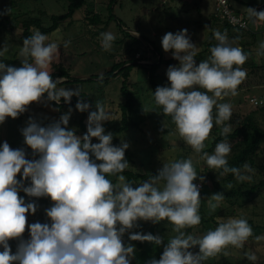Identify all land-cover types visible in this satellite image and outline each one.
<instances>
[{
	"label": "clouds",
	"instance_id": "obj_1",
	"mask_svg": "<svg viewBox=\"0 0 264 264\" xmlns=\"http://www.w3.org/2000/svg\"><path fill=\"white\" fill-rule=\"evenodd\" d=\"M247 10L253 22L264 20V9ZM213 35L217 43L210 46V55L199 63L195 60L198 47L187 28L161 37L163 50H171L178 64L167 67L170 83L156 87L154 101L210 169L220 170L221 176L232 173L237 181H251L252 165L245 162L239 167L230 166L231 144L227 140L217 142L211 153L202 151L214 123L223 125L221 135L230 131L224 122L231 117L232 105L224 97L236 95L237 86L247 75L240 66L248 59V53L230 43L226 32L213 30ZM62 39H50L36 29L23 39L19 67L0 59V124L6 117L16 118L24 113L33 101L43 99L58 105L61 98L69 103L74 95L82 97L79 88H58L57 83L64 77L54 80L50 74V64L58 55ZM115 39L111 31L99 34V42L106 50ZM68 43L63 40L65 46ZM8 51L9 44L5 43L0 47V57ZM257 54L264 55V40L260 41ZM89 108L87 101H76V110L84 112ZM71 114L69 107L59 119L47 124L28 117L20 131L33 158H26L23 147L13 148L7 141L0 142V264H131L136 246L124 241L125 233L129 241L159 246L164 240L159 234L130 231L139 226L140 220L154 224L167 220L176 233L163 245L159 259L153 257L145 264H203L221 251L227 255L229 245L244 248L253 229L243 217L223 219L202 236L182 230L201 221L200 188L193 182L198 173L191 157L163 163L156 175L133 186L123 175L129 166L125 158L129 144L122 140L115 145L112 132H105L102 122L111 117L105 105L96 102L95 110L88 112L83 135L66 127ZM93 137L98 142H92ZM109 175L115 176L116 181L110 180ZM199 179L203 181L205 177ZM21 191L28 197H48L52 201L44 208V222L27 224V238L22 235L26 213H35L39 205L36 200L26 202L25 196L19 195ZM223 199L222 192L211 194L207 199L209 210L215 211ZM10 239L17 241L15 251ZM197 245L199 250L191 251ZM244 255L253 264L257 259L254 252L246 251Z\"/></svg>",
	"mask_w": 264,
	"mask_h": 264
},
{
	"label": "rangeland",
	"instance_id": "obj_2",
	"mask_svg": "<svg viewBox=\"0 0 264 264\" xmlns=\"http://www.w3.org/2000/svg\"><path fill=\"white\" fill-rule=\"evenodd\" d=\"M110 0H92V4L95 5V10L101 14L100 18L102 22L97 26L91 25L84 15H80V10L76 12L74 20L63 22L58 29L47 34L50 39H56L57 36L63 39L60 42V49L56 58L50 64L49 70L51 75L59 72L60 67L70 74L71 77H75L78 81H72L70 83H57V87L66 88H79L80 94H84L90 97L95 110V103L99 102L105 105L106 110L111 113L110 120H106L103 123L105 132H111V130L119 126L120 110L119 105L123 102V97L120 94V86L122 82L121 75L111 79L108 83H104L103 75L108 71L115 63L121 62L126 59L125 48L126 43L130 42V38H126L124 33L130 32L131 35L136 36L138 39L137 46L140 48V52L144 57H153L149 42H152L161 52L164 59H173L172 63H162L156 74L157 83L161 86L170 83L166 76V69L169 65L178 64V61L172 57L171 50L165 52L162 48L161 37L166 32H176L180 29L187 28L188 35L192 42L198 47V51L203 49L204 43L211 39L210 33L213 30L222 31L221 24L212 25L210 14L215 9V0H115L111 5L113 19L109 23H105L109 10L106 9ZM243 1V3L241 2ZM234 5L238 6L242 11H245L246 19L248 22V29L245 35H256V40L253 44L249 45L251 49L252 58L257 63V67L251 69L247 66L246 78L237 87L236 95H229L224 97V101L230 102L232 105V114L228 121L224 123L230 126V132L233 131L236 124L231 121L232 118L238 120L243 119L252 111H256L257 107L251 101L252 98L257 99L264 95V55H258L257 49L259 48L260 41L264 40V20L253 22V19L249 17L247 8L252 7L257 11L264 9V0H234ZM242 3V4H239ZM246 4V5H244ZM261 5V6H259ZM67 2L65 0H0V25L4 23L6 26L2 28L0 26V47L5 43L9 44V51L3 58L8 60L20 61L19 49L23 44V31L18 25L10 32L9 26L15 18L20 15H42L44 25L49 24V17L53 14H62L65 12ZM90 10V8H88ZM45 12V13H44ZM93 12V11H92ZM243 14V13H242ZM19 16V17H20ZM71 22V23H70ZM118 22H121L118 25ZM104 31H111L115 34L116 39L113 41L110 49H104L99 42V34ZM229 37V42L237 46V41H234L228 34V31L224 30ZM137 33L139 35H137ZM142 35V37H140ZM146 38V39H145ZM63 40L69 41L67 46L63 44ZM217 42V41H216ZM197 51V52H198ZM139 52V54H141ZM248 54V57L251 55ZM210 55V51L206 53V56ZM137 57V54H136ZM153 61V60H152ZM21 62L12 64L13 66H20ZM93 78V80H88ZM65 80V79H63ZM62 80V81H63ZM128 88L132 91L134 100L136 103V109L131 114L135 121L142 120L140 129H129L127 132L120 134V141H127L129 144L128 150L132 155V168L140 173H158V170L163 166V163L178 159L191 157L195 171L198 173L194 183L204 185V189L200 188V208L204 212V215H208L209 208L207 204L208 197L216 193L211 188L212 180L208 181L204 179L201 181L200 176H204L205 167L207 166L205 159L202 158L200 153H196L191 145H188L183 138L179 135L175 124L171 118L163 115L159 110V107L154 103L152 96V88L148 83V76L145 69L135 66L131 70L130 77L128 79ZM202 91H206L202 89ZM211 95V93H209ZM63 98H61L62 100ZM84 100L83 96L80 98ZM55 101L45 102L43 99L39 102H30L27 110L20 114L16 118L6 117L5 121L0 124V142L7 141L9 145L15 148L18 145L26 146L24 143L23 135L20 131L22 127L26 125L29 116H32L39 120L43 124H47L52 120L59 119V117L67 112L69 107L72 108V114L69 119L67 127L77 130L78 121L81 112L75 109V105H68L62 103V106L54 105ZM61 103V102H60ZM215 113V107L213 108ZM258 117L264 127V115L262 112H257ZM143 117L145 119H143ZM160 120L161 127L157 122ZM84 122L87 124V118ZM223 125H216L214 123L213 128L210 130L208 137L204 141L206 147L202 151H208L214 136L221 133ZM232 144L233 142H229ZM262 152L257 156L256 161L261 164L264 158V144L261 146ZM211 153V152H209ZM230 156V154H228ZM27 158V157H26ZM30 158V157H29ZM253 179L251 181H239L236 183V187L240 184L244 186L243 189H248L252 184L257 183L259 179L264 178V172L262 169L254 168L252 173ZM17 179H20V173H17ZM30 181H25L29 183ZM141 183V182H139ZM211 188V191L207 190V185ZM224 193L230 194V186L226 181L220 184ZM23 193L19 192V195ZM254 197L245 199H237V204H233L230 207L222 209L225 215H222L218 211L216 215L217 220L221 221L228 217H243L253 218L257 222H264V190L260 193L252 195ZM39 207L35 213H26L27 219L30 218H45L44 208L49 207L52 201L48 197H38L35 199ZM231 201H236L235 198ZM223 205L221 201L218 205L220 208ZM217 207V208H218ZM200 212V211H199ZM203 212L200 213L202 216ZM221 214V215H219ZM28 222V221H27ZM25 225V231L22 234L25 238L28 236L27 223ZM142 225H147L151 221H139ZM205 224L193 228L188 234L193 236H202L205 231L203 229ZM164 227V229H162ZM186 228L182 229L183 231ZM211 228L207 229L210 230ZM130 231H136V227ZM147 232L153 234H159L164 237L161 245L157 246L151 242L142 241V247L139 248L135 241L128 240V233L124 234V241L134 244L135 256L132 258L139 261L146 262L147 260L157 257L163 251V245L167 243V239L176 233L173 231V226L170 222L165 220L163 226L153 225ZM146 232V233H147ZM264 237L259 242V254L254 262L258 263V260L264 259ZM252 247H249L247 241L245 242L243 249H236L234 246L229 245V256H232L233 252L238 254L239 257H244L239 263L253 264L244 255V252L255 253ZM2 250V249H0ZM198 245L193 246L191 251H198ZM258 250V249H257ZM224 252V251H223ZM225 255V254H224ZM225 256V257H226ZM219 259V258H217ZM208 260V258L206 259ZM222 260V259H219Z\"/></svg>",
	"mask_w": 264,
	"mask_h": 264
},
{
	"label": "trees",
	"instance_id": "obj_3",
	"mask_svg": "<svg viewBox=\"0 0 264 264\" xmlns=\"http://www.w3.org/2000/svg\"><path fill=\"white\" fill-rule=\"evenodd\" d=\"M67 2V6L65 9V12L62 14H53L49 17V24L44 25L43 22V13L38 16H32V15H26L22 14L20 17L15 18L11 25L9 26L10 32H12V29H14L18 25L23 31V36L24 38L31 35L32 31L39 29L42 33L49 34L53 32L54 30L58 29V27L65 21L69 20H74L75 15L77 14L80 9V15H84V18L88 20V22L91 25L97 26L102 22V19L100 18L101 14L98 12L94 11L95 10V5L92 4V0H65ZM174 1V0H171ZM115 2V0H110L106 9H108L109 15L106 20V24L109 23L113 18V14L111 12L112 7L111 5ZM216 2V0H215ZM243 3V1H241ZM234 0H229V10L231 14L235 18H239L240 22L233 23L230 21L229 17L223 16L220 12H216L214 9L213 12L210 14L211 17V22L212 25H218L219 22L222 27V31L224 30L228 31V34L232 37L234 41H237V46L241 47L244 49L245 52L248 54H251V49L249 45L253 44L256 40V35L255 34H250L248 36L245 35L246 30L248 29V22H247V17L245 11H242L238 6L234 5ZM239 2V4H242ZM246 5V4H244ZM216 7V4H215ZM90 8V10L88 9ZM93 11V12H92ZM45 13V12H44ZM243 13V14H242ZM71 23V22H70ZM121 22H118V25H120ZM2 28H5L6 26L4 23L2 25ZM126 38H130V42L128 44L126 43V48H125V55L126 59H123L121 62L115 63L108 71L105 72L103 77H105L104 83H108L111 79L117 77L118 75H121L122 77V82L120 86V94L123 97V102L119 105V110H120V118H119V126L113 128L111 130L113 134V139L112 143L115 145H118L121 143L119 136L122 133L127 132L129 129H140L141 124L144 122L142 120L135 121L136 118L131 116V114L134 112L136 109V103L134 100V96L132 91L128 88V79L131 74V70L135 66H139L140 68L145 69L147 72L148 76V83L150 87L152 88V96L153 92L155 91L156 87L159 85L156 80V74L159 70V67L162 65V63H172L173 59H164L163 55L159 51V49L150 41L149 46L151 49V52H153V57H144L143 53L140 52V48L136 47L137 45V37L133 36L130 34V32L124 33ZM211 39L207 40L204 43L203 49L197 52V56L195 57V60L197 63H199L202 59H206L208 56H206V53L210 51V46L216 44V39L213 35V33H210ZM142 37V35H140ZM235 38V39H234ZM146 39V38H145ZM139 52L141 54H139ZM137 54V57H136ZM0 59H4L6 64H14L16 62H20L18 60H8L3 57H0ZM153 60V61H152ZM264 64H262L263 66ZM249 67L250 70L256 68L258 65L252 58V54L248 57V59L244 62L243 65L240 67ZM235 67V65H234ZM59 72L53 73L51 76L55 80L57 77H64L65 80L58 82V83H70L72 81H78V79H75V77H71L69 73H67L63 67H60ZM88 80H93V78H88ZM240 85V84H239ZM239 85L237 87H239ZM46 95V94H45ZM83 96L84 100L82 101H87L90 105V108L84 112H81L80 118L78 121V128L75 130V133L77 135H83L87 131V124L84 122L85 118L88 116V112L94 110L93 104L90 100V97L87 95L84 96V94H80ZM82 97H77L73 96L70 100L68 105H75L76 101ZM153 101H154V96H153ZM259 101H261V104L256 105L257 110L250 112L248 115H246L243 119H237V118H232L231 121L236 124L235 128L233 129L232 132L226 133L224 135H221L219 133L218 135L214 136L210 147L208 148L209 152H212L215 148V145L217 142L220 140H227V142H233L231 151H230V156H228V162L230 166H241L243 163L247 162L250 165H252L253 168H260L264 172V158L261 164H258L256 161L257 156L262 152L261 146L264 144V127L262 126V122L260 120V117H258L257 112H262L264 115V95L259 98ZM54 103V102H53ZM63 99L61 100V103L58 104L59 106H62L63 104ZM155 103V101H154ZM54 105H57L54 103ZM158 106V105H157ZM159 110L162 112V108L160 106ZM168 117H170L167 114H164ZM171 118V117H170ZM143 119H145L143 117ZM158 126L161 127L160 120L157 122ZM67 127V126H66ZM69 128V127H68ZM71 128V127H70ZM92 142H98V139L93 137ZM18 147H23L26 150V157L27 158H33L32 157V150L29 146H23V145H18L15 148ZM125 158L129 162V166L123 171V175L125 176L127 181L132 182L135 186V184H139V182H142L144 180H147L150 178L151 175H156L155 172L152 173H140L138 171H135L134 168H132V155L129 152L128 148L125 150ZM99 162V161H98ZM205 172V179L208 181L210 178L212 180V186L211 188L216 191V192H222L224 194V199L222 200L223 205L219 208H217L215 211H209L211 212L208 213V215H204V212L199 208L200 213L203 212L201 216V221L198 225H193V226H188L186 230V234L191 232L193 228H196L197 226H202L205 224V227L203 226V229L205 233L207 232V229L215 228L217 224L220 222L217 220L216 215H218V211L221 212L222 215H225L223 213L222 209L226 207H230L231 205L237 204L236 202L237 199H246L250 197H254L252 195L256 193H260L262 190H264V178H261L258 180L257 183L252 184L248 189H243L244 186L241 184L239 186H235L237 182L235 179L234 174L232 173H227L223 176H221L220 170L216 169H210L208 165L204 168ZM108 178L112 180L113 182L116 181V177L109 175ZM223 181L227 182V185L230 186V194L224 193L221 189L220 184H223ZM207 190L211 191V188L209 187V184L207 185ZM201 189H204V185H200ZM23 196V194H21ZM26 202L28 200H35L37 197H28L27 194L24 195ZM235 198L236 201H231V199ZM251 199V198H250ZM252 200V199H251ZM219 214V215H221ZM226 216V215H225ZM250 225L252 226L253 233L252 235L248 238L247 244L249 247H252L255 251L256 256L259 254V242L262 237H264V222H257L253 218H246ZM27 223L35 222V221H40L44 222L45 218H30L27 219ZM165 224V220H162L158 223H147V225H142L138 221V227H136V231H139L141 233H146L151 226L156 225V226H163ZM164 229V227H162ZM28 232V228H27ZM256 237H260V239H256ZM137 246L139 248L142 247V241H135ZM9 243L12 247V250L15 251V246L17 241L15 239H10ZM228 247V246H227ZM264 248V246L262 247ZM258 249V250H257ZM251 252H253L251 250ZM162 253V252H161ZM161 253L156 257V259H159ZM229 249H228V256H229ZM229 258L224 255V252L221 251L220 253H217L215 256H211L208 258V260H205L203 264H242L239 263L240 260H243L244 257H239L238 254H231ZM226 256V257H225ZM222 260H219V259ZM245 260V259H244ZM131 264H145L143 261H139L137 259L131 260ZM255 264V263H254ZM256 264H264V259L258 260V263Z\"/></svg>",
	"mask_w": 264,
	"mask_h": 264
},
{
	"label": "built area",
	"instance_id": "obj_4",
	"mask_svg": "<svg viewBox=\"0 0 264 264\" xmlns=\"http://www.w3.org/2000/svg\"><path fill=\"white\" fill-rule=\"evenodd\" d=\"M228 4H229V0H216L217 11L220 12L223 16L229 17L230 21L233 23L240 22L239 18L237 19L231 14ZM251 101L255 106L261 104V101H258L257 99L254 98H252Z\"/></svg>",
	"mask_w": 264,
	"mask_h": 264
},
{
	"label": "crops",
	"instance_id": "obj_5",
	"mask_svg": "<svg viewBox=\"0 0 264 264\" xmlns=\"http://www.w3.org/2000/svg\"><path fill=\"white\" fill-rule=\"evenodd\" d=\"M259 6H261V5H259Z\"/></svg>",
	"mask_w": 264,
	"mask_h": 264
}]
</instances>
